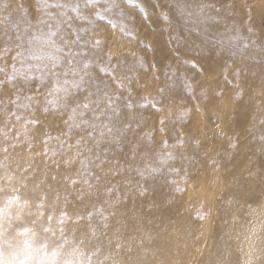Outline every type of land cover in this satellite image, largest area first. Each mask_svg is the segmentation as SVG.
<instances>
[{"label":"rangeland","instance_id":"rangeland-1","mask_svg":"<svg viewBox=\"0 0 264 264\" xmlns=\"http://www.w3.org/2000/svg\"><path fill=\"white\" fill-rule=\"evenodd\" d=\"M0 264H264V0H0Z\"/></svg>","mask_w":264,"mask_h":264},{"label":"bare ground","instance_id":"bare-ground-1","mask_svg":"<svg viewBox=\"0 0 264 264\" xmlns=\"http://www.w3.org/2000/svg\"><path fill=\"white\" fill-rule=\"evenodd\" d=\"M232 1V0H231ZM221 4H222V2H221Z\"/></svg>","mask_w":264,"mask_h":264}]
</instances>
